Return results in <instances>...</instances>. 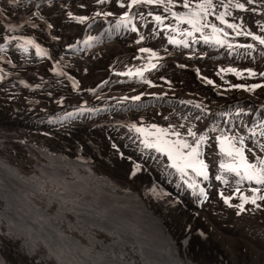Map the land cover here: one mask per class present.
Masks as SVG:
<instances>
[{
    "label": "bare ground",
    "instance_id": "6f19581e",
    "mask_svg": "<svg viewBox=\"0 0 264 264\" xmlns=\"http://www.w3.org/2000/svg\"><path fill=\"white\" fill-rule=\"evenodd\" d=\"M254 1L259 2L255 3L258 8L261 4L264 5V0ZM131 2L133 3V0ZM138 3L145 5V0H139ZM248 5L249 3L246 6ZM109 9H112L113 13L99 25V28H103L106 33L116 26V14L127 15L131 7L114 0L110 3ZM148 10L151 11V9ZM170 11L174 12L171 15L177 19L183 13L181 8L180 10L170 9ZM148 15L154 16L144 11L141 14L144 18H149ZM136 19L141 18L136 17ZM259 21L264 26V17H260ZM126 22L125 18L120 39L112 37L117 42L105 43L101 47L102 51L83 45L81 52L77 51L74 55V62L87 66L90 71L86 80L81 82L82 85H90L95 81L101 74L97 70L101 68L103 78L109 79L108 83L113 91L109 93L111 97L107 98L110 99L109 102L105 103L107 108L99 111L97 117L69 125L63 136L58 132V138L54 134L57 128H53V124L47 122L43 125L44 127L42 124L34 125L32 124L35 119L33 115L24 114L25 111L17 114L14 109L11 112L12 108L8 105L0 108V264H264V190H240L239 193H246L241 196L230 189L239 184L238 177L241 178L244 174L255 172V179L264 178V119L261 118L252 127L247 119H243L242 112L231 115L237 121L243 119L234 129L250 127L247 129L248 134L243 137L255 149V153L253 156L238 153L237 148L240 143L233 141L228 147L233 163L230 171L226 170L223 164V170L219 169V164L230 161V158L218 150L222 147L218 139L212 143L213 138L207 136L212 131L222 129L220 121L225 110L238 106L251 111L264 108V98L239 99L243 94L237 95L236 92L247 91V87L244 86H230L226 90L230 92L228 96L222 93L214 94L212 90H209L211 92L209 98L197 96L195 91H191V97H186L190 93H182L181 89L147 87L146 83L141 84L142 89L129 91L132 86L131 80L112 82L113 75L109 71L118 70L127 64V60L137 61L144 55L139 51L141 46L131 45V41L135 40L128 32H125ZM143 26L145 28L147 24ZM159 26H154L157 28L154 32H165ZM165 26L167 30H171L172 36L164 35L163 38L152 39L164 48L156 49H166V52H169V55L160 61L162 68L157 74L185 83L190 81L189 78L196 80L193 76L195 70L207 73L212 69L213 78L223 82L217 72V68L219 69L222 65L223 70L228 72L226 83L248 81L245 77L234 79V76L230 74L235 71L234 68L223 65L224 63L219 64L221 60L207 62L202 70L197 67H186L183 64L186 59L196 61L191 58L196 52L193 50L190 54L189 49L192 46L189 47L186 44L190 40L186 39L185 32L190 27H180V30L176 31L177 26ZM71 29L72 33L65 36L67 43L74 42L78 36L75 34L79 31L78 26ZM131 34H134L133 31ZM182 42L186 44L185 47L179 45ZM181 45L184 46V44ZM179 47L181 49H178ZM215 50L217 58L223 56L220 54L222 49L215 48ZM94 54L106 57L107 60L95 61L91 59ZM144 63L146 66L153 64L150 60H144ZM193 87L195 88L194 85ZM259 89H252L251 92L264 95V86L258 92ZM163 90H170V92L163 98H152L157 100L158 104L149 109L130 110L121 107L125 96L151 98L148 96ZM212 95L226 103L217 105L218 102L212 99ZM196 101L208 108L195 106ZM241 103L243 104L239 105ZM188 107L203 109L208 115H201ZM165 113L170 124L181 122L178 128H182L184 124L181 118L186 119V117L194 122L192 126L195 129L199 127V124L205 126L204 130L203 128L197 130L194 137L190 138V140H197L201 138L197 137L198 134L203 135L202 145L207 147L208 159L212 162L215 174L218 176V181L211 187L204 209L212 210L215 218L214 212L219 211L220 206L225 203V201L220 202L217 208V194L222 200H227L228 204L230 200L239 201L247 196L251 198L247 212L241 210L236 204L226 211V219L229 217L231 219L235 215L240 217L238 224L224 225L222 229L224 232L238 234L236 238L231 235L226 236L225 233L216 234V227L213 226L212 229L211 226L201 222L203 220L201 217H204V220L210 224L205 212L197 217L195 213L192 214L193 211L190 210L193 209L192 207L187 208L189 204H186V208L177 207L174 199L167 192L166 188H182L179 185L180 181L184 185L187 183L181 180L182 173L177 164L163 158V149L158 145L149 144V140L153 142L151 138L155 137L153 133L156 132L148 126L152 123L150 119H139V115L143 114L161 116ZM116 120H132L135 128L130 129L125 125L110 126V123ZM211 123L213 126L209 125ZM257 124L262 126L260 130L255 128ZM72 127L77 128L72 131ZM59 129L63 130V128ZM101 137L103 138L99 145L97 140ZM253 137H260L259 141L252 139ZM173 138L186 139L179 130L173 133ZM87 150L89 153L85 156L84 153ZM91 151L95 152L92 158ZM84 158L89 162L83 161ZM258 161L260 166L257 168L255 165ZM146 167H151L156 172L161 171L158 175L160 182L156 179L157 175L147 172L149 170ZM140 171L141 175L147 177V186L152 190L158 191L164 188V193L166 192L164 196L169 201L163 202L161 208L157 209L153 201L149 199L148 187L139 185ZM161 182L167 185L162 186ZM123 189L125 192L120 194L118 190ZM216 189L219 190L215 193ZM191 195L192 192L190 198ZM140 196L145 200H142ZM178 202L191 203L192 201ZM256 204L260 207V209L257 208L258 212L249 214L248 211H253ZM172 205L176 207L177 212L171 209ZM141 214H144L146 218H140ZM217 227L222 226L217 225ZM196 230L199 231L195 232ZM167 240L173 244L176 251L167 244ZM14 247L19 250L17 256H11ZM214 252L215 255L212 256Z\"/></svg>",
    "mask_w": 264,
    "mask_h": 264
},
{
    "label": "rangeland",
    "instance_id": "374dc122",
    "mask_svg": "<svg viewBox=\"0 0 264 264\" xmlns=\"http://www.w3.org/2000/svg\"><path fill=\"white\" fill-rule=\"evenodd\" d=\"M211 1V2H210ZM225 1V2H224ZM229 1V2H228ZM231 1V2H230ZM234 2H235V0H233ZM232 0H220L219 2H214V4H212L213 2H212V0H154V2H152V3H148V4H150V5H154V4H157V3H162L163 5H165L166 6V8H168V9H179L180 10V8L182 9V11H193V12H187V14L189 15V16H187L188 18H187V24L189 25V27H190V29H187L186 30V32L185 33H187V35L193 30V31H196V35L195 36H193V37H191V38H189V40L190 41H187L186 42V44L187 45H189V47H191L192 46V43L195 41V40H197V41H202V39H206L207 40V42H209V43H212V42H215V41H217V40H220V37H218L217 35H216V32H213V30H212V28H214V29H223V30H228L230 27L229 26H224V25H222V24H219L220 22H223L224 24H226V25H228V21L230 22V20L234 23V24H236L237 26H239V27H243L244 26V24L245 23H247V24H252V28H250L249 29V32L251 33V34H255L257 37H260V38H264V26H262V22H260L259 21V19H260V17H264V5H260L259 6V8H258V6L253 2V0H237V3L235 4L234 2H233ZM240 1V2H239ZM244 1V2H243ZM249 1H251V2H249ZM196 2H199L200 4H202V5H204V6H198L197 7V9H195L194 8V6H195V4H196ZM205 2H209V3H205ZM227 2V3H226ZM253 2V3H252ZM220 3H224L223 5L221 4V6H219L220 5ZM229 3V4H228ZM243 3H246V4H243ZM249 3V5H250V7H249V5L248 6H246L247 4ZM142 4V3H141ZM207 4V5H206ZM209 4V5H208ZM216 4V5H215ZM187 5V6H186ZM214 5H215V7H214ZM229 5H231V6H229ZM235 5V6H234ZM239 5H241V6H239ZM255 5V6H254ZM213 8H212V7ZM217 6H218V8H217ZM244 6H246V7H244ZM221 9H220V8ZM225 7H226V9H225ZM228 7V8H227ZM230 7V8H229ZM263 7V8H262ZM234 8V9H233ZM240 8H245V9H248L247 11H245L246 13L247 12H250V13H247V15L246 14H243V15H240V13L239 14H237L240 10ZM250 8V9H249ZM260 8H262V9H260ZM227 9H229V10H227ZM253 9V10H252ZM222 10V11H221ZM226 12H224V11ZM230 10H233L232 12L230 11ZM263 12H262V11ZM228 11V12H227ZM50 13H54V11H50ZM171 13H174L173 11H171ZM233 13H235V15L237 14V16H233L232 14ZM231 14V15H230ZM181 15L182 14H180V16H179V19H181ZM250 15H252L251 17H250ZM258 15H261V16H258ZM173 16V15H172ZM148 17H149V19H153V18H155L154 16H151V15H148ZM237 17H240V18H238V19H234V18H237ZM206 18V20H207V22H204L203 21V19H205ZM173 20V19H172ZM213 22H214V24H213ZM137 23H138V19H137ZM258 23H260V24H258ZM140 24V23H139ZM212 24H213V27H212ZM165 25H174V21H170V23L168 24V23H162V24H160V28L162 29V30H164L165 32H162V31H159L158 32V34H159V37L160 38H163V36L165 35V36H172V35H170V33H171V30H167L168 28L165 26ZM151 27H152V24H150L148 27H147V29H146V31H145V33L146 32H148L149 30H151ZM212 27V28H211ZM149 28V29H148ZM148 30V31H147ZM178 30H180V25H179V27L176 29V31H178ZM237 30H239V29H237ZM258 30H260L261 31V34H259L258 33ZM137 31H139V30H137ZM131 32V31H130ZM169 32V33H168ZM174 32H175V30H174ZM228 32H234V31H232V30H230V31H228ZM187 35H186V39H187ZM140 38H142V37H140ZM146 38H149V37H146ZM160 38H158V39H160ZM244 41L245 42H250V41H247V39H244ZM181 44H184V46L183 45H181ZM186 44L184 43V42H182V43H180L179 45L181 46V47H185L186 46ZM254 46H260V45H254ZM215 48H217V47H215V45H204V44H201V43H197V46H192V48L191 49H189V51H190V54H192L193 53V50L196 52L194 55H192L191 56V58H193V59H196V61H190V60H188V59H186L185 61H184V65L186 66V67H188V68H193V67H197L198 69L200 68L201 70H202V67L207 63V62H210V61H212V60H215V61H219V60H221V61H219L218 63L219 64H221V63H224L223 65H231V66H236L235 68H237V70H236V73H230L231 75H233L234 76V79H244V76H245V74H248L247 72H245L244 71V69H246L248 66L247 65H245V66H241V65H239V64H237L236 62H230V58H228L227 56H225V55H223V56H220L219 58H217L215 55V52H216V50H215ZM60 49V48H59ZM178 49H181L180 47L178 48ZM185 50V49H184ZM198 50V51H197ZM261 51V48L259 47V49H249L248 47L247 48H245L244 50H243V52L244 53H248V52H259V53H257L256 54V58H258V59H260V58H262V52H260ZM179 52H181V51H179ZM222 57V58H221ZM91 59H93V60H95V61H101V62H105L107 59L105 58H101V57H98V56H96V55H93V58H91ZM110 59H112V57L110 58ZM143 59H148V56L147 57H145V58H142L141 60H143ZM86 60H89V59H86ZM225 60H227V62L225 61ZM75 63V62H74ZM127 63H128V60H127ZM225 63H227V64H225ZM230 63V64H229ZM256 64V63H255ZM69 66H70V68H71V70H72V72H73V75L75 76V78H76V81L78 82V80L79 81H81L82 79H83V77L78 73L82 68H84L85 66L84 65H82V64H76L75 63V65L70 61L69 62ZM105 66V65H104ZM222 66V65H221ZM220 66V68L218 69L217 68V72H218V75L220 76V78H221V80H223V82H221V81H219L218 79H216V78H213V76H212V74H211V70L210 71H208L207 73H204V72H202V71H194V74H193V76L196 78V80H193V78L191 79V78H189V80L190 81H188V82H185V83H182V82H179V85H175L174 86V89H178L176 86H179L180 87V89H181V91H182V93H185V92H189V93H192L193 91H195V94L197 95V96H207V97H209L210 98V96H211V92H209V88H211V90L213 89L215 92H217V93H222V94H226L227 96H228V94L230 93V92H227L226 90H228L229 89V87L230 86H232V87H247V91H239V92H236V94L237 95H240V94H243L242 95V97L241 96H238V97H241V98H239V99H248V100H254V99H256V98H258V97H262V98H264V95L263 94H261V93H256V92H251V90L252 89H257V88H262L263 86H264V84H262V83H260L261 82V80H249V81H247V82H241V81H233V82H229V83H226V78H227V76H228V72H225L224 70H223V68ZM252 67H254V64L253 65H251ZM263 68V64L262 65H259L258 66V69H252V74H251V76L250 77H253V78H257L258 79V77L259 76H262V75H264V69H262ZM102 70V69H101ZM99 73H101L99 76H97V78L96 79H98V80H101V78L103 77V72L102 71H98ZM198 72V73H197ZM199 73H201V74H199ZM214 73H215V71H214ZM152 76H157V77H161V75L160 74H157V72H153L152 73ZM203 76V77H202ZM200 78H202V79H200ZM207 78V79H206ZM198 79V80H197ZM206 79V80H205ZM209 79V80H208ZM202 81L203 83H204V86H202L201 84H199L200 83V81ZM96 81L97 80H95V81H93L90 85H80V84H78V89H79V91L78 92H81L83 89H85V88H88L89 86H92V85H94L95 83H96ZM211 81V82H210ZM197 82H199V83H197ZM193 85L195 86V88L193 87ZM82 86V87H81ZM150 86V85H149ZM254 86V87H253ZM21 86H18L17 88H13V90L14 91H16V92H18L19 91V89H21L20 88ZM65 87H63L62 88V90L64 89ZM69 88V87H68ZM226 88V89H225ZM261 88L258 90V92L261 90ZM81 89V90H80ZM6 90V86H4V84H3V82L2 81H0V93H2L3 91H5ZM69 90H70V88H69ZM104 91H109V93L110 92H112L113 90H112V88H106ZM192 91V92H191ZM20 93V92H19ZM60 93H63V92H60ZM214 94H216V93H214ZM55 94H51L50 96H48V97H45V96H43V100H44V105L45 104H47V103H50V104H54V102H55V100H56V98H55V96H54ZM68 96H70V95H68ZM71 97V96H70ZM72 98H74V99H79L80 97L78 96V95H76V96H72ZM222 98H224V99H227L226 97H222ZM212 99H214V100H216L218 103H216L217 105H223V104H225L226 102H221L216 96H214V95H212ZM238 99V98H237ZM73 100V99H72ZM75 102H76V104L77 103H79V101H77V100H75ZM196 103L197 104H194L195 106H197V107H201V108H203V109H207L208 107L206 106V105H204L203 103H200V102H198V101H196ZM249 103V102H248ZM243 103H241V104H239V105H242ZM14 106L16 107V108H22V105L21 104H19V103H14ZM73 108H75V107H73ZM140 116V118L141 117H147V118H151V119H156V120H158L159 122H163L164 123V126L166 127V128H169V123H168V121L166 120L167 119V117H166V113L165 114H163V115H161V116H165L166 117V119H164V118H159V119H157V118H155V116H151V115H147V114H143V115H139ZM139 118V119H140ZM181 120L182 121H184V124H182V128L185 126V123L186 122H192V120L190 119V118H188V117H186V119H182L181 118ZM125 122H129V121H125ZM129 123H132V122H129ZM194 123V122H193ZM42 127H44L43 126V124H42ZM69 126H64L63 127V130L62 129H57V130H55L56 132H54V134L55 135H59L58 134V132L63 136L65 133H66V129L68 128ZM74 128L76 129L77 127H72V131L74 130ZM60 130V131H59ZM62 130V131H61ZM160 130L162 131V133H161V137L163 138V136L165 137V136H167L168 135V131H166V129L165 128H160ZM64 131V132H63ZM71 131V132H72ZM62 132V133H61ZM179 132L180 133H182V134H184L185 135V137H186V139H190V138H192V137H194V135L197 133V131H188V130H179ZM222 132V129H220L219 131H212L210 134H208L207 136H210V137H212V138H214L215 136H216V134H220ZM203 135H201V134H198L197 135V137H202ZM58 138H59V136H58ZM103 137H101V138H99L98 140H97V144H101V139H102ZM77 141H78V139H76ZM75 140V142H77ZM63 141V140H62ZM243 141V139H242V135H238L237 137H235L234 138V142H237V143H241ZM83 142V141H82ZM150 143L149 144H154L153 142H151V141H149ZM207 143V142H206ZM219 145H221L222 146V142L219 140ZM65 146H67L66 144H65ZM200 146H203L202 144L201 145H196V148H194V149H199L200 148ZM192 147V146H191ZM94 151H91V153H90V157L92 158L93 156H95L94 154H95V152L93 153ZM88 150L84 153V155L85 156H87L88 155ZM93 153V154H92ZM197 153H200V150H198V152ZM254 153H255V149L254 148H250L249 149V156H252V155H254ZM78 156L80 157V154H78ZM81 157H83L82 155H81ZM97 158H99V157H97ZM164 158L166 159V158H168V155L166 156V154L164 155ZM80 159V158H79ZM86 158H84L83 159V161H86V162H89V160H85ZM167 161H169V162H172L171 160H169V159H166ZM146 169L147 170H149V171H147L149 174H151V175H157L156 176V179L159 181V178H158V175H160L161 174V171H157L156 172V170H152L153 168H151V167H146ZM141 171H140V178H141V181L139 182V185H141L142 187H148L147 186V184H148V181H147V177H145V176H143V175H141ZM160 182V181H159ZM160 185H167L166 183H164V182H161L160 183ZM185 185H187V184H185ZM166 188V187H165ZM167 189V192L168 193H170V196L174 199V201H175V205L177 206V207H179V208H184L183 207V205L181 204V203H179V202H177V204H176V201H192L193 200V198H189V196H188V193H185V191L183 190V188H166ZM230 189H232V188H230ZM148 193H149V195H148V197H149V199L150 200H152L153 201V204H154V206H156V208L157 209H159V208H161L160 206H161V204L163 203V202H167V201H169L164 195L166 194V192L164 193V188H162V189H160V190H158V191H155V190H152L150 187H148ZM119 191V193L120 194H123L124 192H125V189H123V190H118ZM216 191H218V189H216L214 192L216 193ZM256 191V190H255ZM258 191V190H257ZM192 191H190L189 192V194L191 193ZM217 196H218V199H217V201H218V203L216 204L217 205V208H218V206L220 205V202H224L225 201V203L224 204H222V206H220V208H219V211H217L216 212V214H215V218H214V216H213V212H212V210H210V211H208V212H205L206 214H207V216H208V220H209V222H210V224L208 223V221H205L204 219V217H201V219H203V220H201V222H203L204 224H207L208 226H211V228L213 229V226L214 227H216V234H223V233H225L226 234V236L227 235H231V236H233L234 238H236L237 236H238V234H233V233H230V232H228V231H226V232H224L222 229H223V226L224 225H231V224H238V220L240 219V217H239V215H235L233 218H231L230 219V217H229V219H226L227 217V213H226V211L227 210H229V209H231V206L232 205H234V204H236L239 208H240V206H241V204L243 203V201L241 200V199H239V201H237V200H230L229 201V204L227 203V200H222L220 197L221 196H219V194H217ZM140 198L142 199V200H145V198L144 197H141L140 196ZM188 198V199H187ZM182 199V200H181ZM245 201H247V200H245ZM180 206H179V205ZM187 206V205H186ZM172 208L171 209H175L176 210V207H174V205H172L171 206ZM216 207V206H215ZM225 207V208H224ZM257 208H259L260 209V207L256 204V206L254 207V209H252L253 210V212H258L257 211ZM256 209V210H255ZM258 209V210H259ZM190 210H193V209H190ZM168 211H170V210H168ZM178 210H176L175 212H177ZM230 212V211H229ZM172 214H174V213H172ZM192 214H194V213H192ZM241 216H243V215H241ZM33 218V217H32ZM140 218H146V216L144 215V214H141L140 215ZM200 220V219H199ZM224 220H227L228 222H225ZM207 222V223H206ZM145 223H146V221H145ZM217 225L218 226H222V227H217ZM201 229V228H200ZM197 231H199V230H196L195 232H197ZM236 236V237H235ZM1 239V238H0ZM182 242H185V241H182ZM167 244L174 250V251H176V249H175V247L173 246V244L169 241V240H167ZM0 245H1V243H0ZM1 248V247H0ZM13 255H15V256H17V255H19V250H18V248H16V247H14L13 248V253H12V255L11 256H13ZM215 255V252H214V254H212V256H214ZM217 255H219V254H217ZM3 264V263H2ZM22 264H24V263H22Z\"/></svg>",
    "mask_w": 264,
    "mask_h": 264
},
{
    "label": "snow or ice",
    "instance_id": "6c2138e0",
    "mask_svg": "<svg viewBox=\"0 0 264 264\" xmlns=\"http://www.w3.org/2000/svg\"><path fill=\"white\" fill-rule=\"evenodd\" d=\"M139 2V0H133V3H138ZM145 2H147V3H152V2H154V0H145ZM187 6V5H186ZM242 7V6H241ZM231 26V25H230ZM262 43H264V41H262ZM239 174V173H238ZM252 177L251 176H249V179H251ZM257 182L258 183H264V178H260V179H258L257 180Z\"/></svg>",
    "mask_w": 264,
    "mask_h": 264
}]
</instances>
